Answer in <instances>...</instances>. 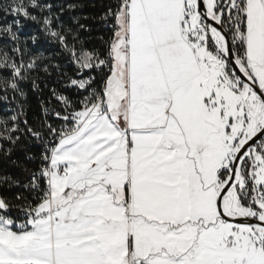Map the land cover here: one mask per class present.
I'll use <instances>...</instances> for the list:
<instances>
[{"label": "snow or ice", "instance_id": "obj_1", "mask_svg": "<svg viewBox=\"0 0 264 264\" xmlns=\"http://www.w3.org/2000/svg\"><path fill=\"white\" fill-rule=\"evenodd\" d=\"M81 7L0 0V264H264V0Z\"/></svg>", "mask_w": 264, "mask_h": 264}, {"label": "trees", "instance_id": "obj_2", "mask_svg": "<svg viewBox=\"0 0 264 264\" xmlns=\"http://www.w3.org/2000/svg\"><path fill=\"white\" fill-rule=\"evenodd\" d=\"M64 3H75L83 5V7L79 8L74 15L81 16V17H88L87 20H82V23H85L91 26L92 31L91 33L81 31L82 38L85 39L86 45L91 47L99 46V41L95 39V37L102 35L103 30L99 29V17L103 14L104 9L102 8V4L107 3V0H63ZM95 17L96 19H93ZM27 34H31L34 31H38L36 25L28 23L25 25L23 30ZM44 47L48 49V52H55L59 51L56 46L48 45L47 43L44 44ZM56 63L63 64L65 69L69 72L72 71V65L68 62L67 57L59 56L54 58ZM29 104V116H39L40 109H39V101L34 95L29 96L28 100ZM6 105L3 102H0V110H2Z\"/></svg>", "mask_w": 264, "mask_h": 264}]
</instances>
